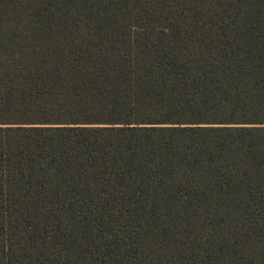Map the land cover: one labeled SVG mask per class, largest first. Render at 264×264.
Instances as JSON below:
<instances>
[{
	"label": "trees",
	"instance_id": "trees-1",
	"mask_svg": "<svg viewBox=\"0 0 264 264\" xmlns=\"http://www.w3.org/2000/svg\"><path fill=\"white\" fill-rule=\"evenodd\" d=\"M0 264H264V0H0Z\"/></svg>",
	"mask_w": 264,
	"mask_h": 264
}]
</instances>
